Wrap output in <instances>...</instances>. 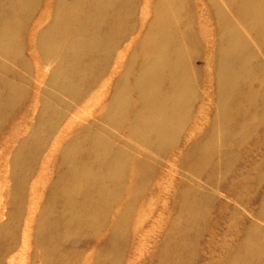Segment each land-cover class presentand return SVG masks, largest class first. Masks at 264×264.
<instances>
[{
    "label": "bare ground",
    "instance_id": "1",
    "mask_svg": "<svg viewBox=\"0 0 264 264\" xmlns=\"http://www.w3.org/2000/svg\"><path fill=\"white\" fill-rule=\"evenodd\" d=\"M135 15L141 26L127 42ZM201 46L203 73L190 54ZM22 52L32 63L19 72ZM82 100L86 109L77 106ZM199 100L205 120L198 130L207 139L246 133L257 118L261 124L264 0H0V129L9 126L16 141L6 173L11 234L29 189L41 186L26 231L39 260L78 264L82 252L68 247L72 235L119 238L126 214L135 212L145 160L199 117ZM38 104L29 129L16 136ZM200 163L207 168L211 158ZM256 244L264 263L259 227L242 243L246 264L255 263ZM176 245L188 247L185 239ZM97 254L104 264L109 252ZM88 264H98L94 252Z\"/></svg>",
    "mask_w": 264,
    "mask_h": 264
},
{
    "label": "rangeland",
    "instance_id": "2",
    "mask_svg": "<svg viewBox=\"0 0 264 264\" xmlns=\"http://www.w3.org/2000/svg\"><path fill=\"white\" fill-rule=\"evenodd\" d=\"M128 25L133 30L128 34L127 42L136 28H140L141 21L135 15ZM124 44L119 45L120 50ZM190 51L194 66L202 73L204 69L206 71L205 48L193 47ZM31 60L32 57L22 52L17 71L26 70ZM106 77L103 73L100 80ZM253 86L260 87L257 81ZM205 99L208 101L209 97ZM71 104L73 107L76 105L74 102ZM86 104L87 101L82 100L77 106L82 105L86 109ZM252 105V108L256 107V104ZM19 106L21 108V102ZM38 107L39 104L27 109L25 125L19 123L14 128L16 136L22 137L23 132L29 129ZM194 110L199 117H193L190 126L180 130L174 140L159 143V147L155 145L145 160L136 209L126 214V228L121 230L120 237L112 238L105 234L104 240L102 236L90 238L91 242H88L82 240L89 237L70 236L68 247L82 252L78 264H88L91 252L95 253L96 263L101 264L97 254L101 248L109 252L104 264H246L241 254L245 236L256 227L264 232V118L260 125H257L258 118L251 122L246 133L240 134L234 129L207 139L204 132L198 130L205 120L203 101L199 100ZM21 114H16L14 119L23 117ZM257 115L261 117L262 114L258 112ZM9 129V126L0 129V264H54L48 258L39 260L32 238L26 236L30 228L29 217L35 210L34 202L30 201L32 197L36 198L37 191H42L41 186L37 191L34 188L33 193L29 189L16 228L18 233L11 234L6 173L9 165L7 156L16 141L9 140L15 134H9ZM57 135H54V140ZM197 144L200 145L195 149ZM114 155L116 153L112 151L108 158ZM207 156L211 158V165L206 168L200 162ZM218 163L219 167L216 166ZM44 169L43 166L39 168ZM39 173L37 171L33 179ZM184 239L188 247H178L176 242ZM259 251L257 244L251 250V256L255 258L253 264H264L262 258L258 259Z\"/></svg>",
    "mask_w": 264,
    "mask_h": 264
}]
</instances>
